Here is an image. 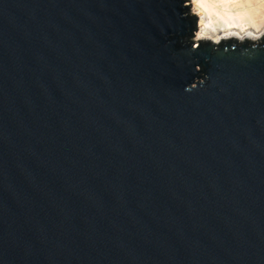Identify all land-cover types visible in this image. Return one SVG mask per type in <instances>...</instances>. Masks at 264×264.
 <instances>
[{"label": "water", "instance_id": "obj_1", "mask_svg": "<svg viewBox=\"0 0 264 264\" xmlns=\"http://www.w3.org/2000/svg\"><path fill=\"white\" fill-rule=\"evenodd\" d=\"M200 21L0 0V264H264V32Z\"/></svg>", "mask_w": 264, "mask_h": 264}, {"label": "bare ground", "instance_id": "obj_2", "mask_svg": "<svg viewBox=\"0 0 264 264\" xmlns=\"http://www.w3.org/2000/svg\"><path fill=\"white\" fill-rule=\"evenodd\" d=\"M196 4L206 23V35L254 38L264 32L262 0H198Z\"/></svg>", "mask_w": 264, "mask_h": 264}, {"label": "clouds", "instance_id": "obj_3", "mask_svg": "<svg viewBox=\"0 0 264 264\" xmlns=\"http://www.w3.org/2000/svg\"><path fill=\"white\" fill-rule=\"evenodd\" d=\"M196 2H198V0H196ZM262 2H264V0H262ZM197 15H199L197 13ZM206 27V23L204 21V19H201L200 23L198 24V31L195 33V39L197 41L202 40V39H209L211 40L213 43H219L221 40L223 39H227L229 38V36L224 35V34H220L218 36H212V35H206L204 28ZM221 31V30H218ZM189 89L188 86H186V90Z\"/></svg>", "mask_w": 264, "mask_h": 264}, {"label": "trees", "instance_id": "obj_4", "mask_svg": "<svg viewBox=\"0 0 264 264\" xmlns=\"http://www.w3.org/2000/svg\"><path fill=\"white\" fill-rule=\"evenodd\" d=\"M191 19L193 20V25H192V29H191V34H192V31H194L195 30V28H196V26H195V17L194 16H191ZM191 34L189 35V36H187L186 37V40L188 41V42H192V40H191Z\"/></svg>", "mask_w": 264, "mask_h": 264}, {"label": "rangeland", "instance_id": "obj_5", "mask_svg": "<svg viewBox=\"0 0 264 264\" xmlns=\"http://www.w3.org/2000/svg\"><path fill=\"white\" fill-rule=\"evenodd\" d=\"M205 41H208V40H205ZM209 42V41H208Z\"/></svg>", "mask_w": 264, "mask_h": 264}]
</instances>
